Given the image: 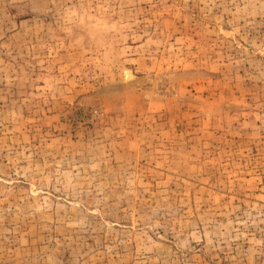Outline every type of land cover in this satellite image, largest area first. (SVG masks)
Segmentation results:
<instances>
[{
  "label": "rangeland",
  "instance_id": "obj_1",
  "mask_svg": "<svg viewBox=\"0 0 264 264\" xmlns=\"http://www.w3.org/2000/svg\"><path fill=\"white\" fill-rule=\"evenodd\" d=\"M0 264H264V0H0Z\"/></svg>",
  "mask_w": 264,
  "mask_h": 264
}]
</instances>
